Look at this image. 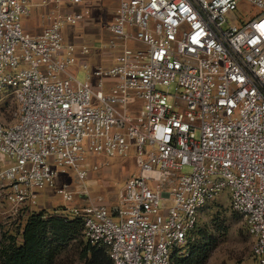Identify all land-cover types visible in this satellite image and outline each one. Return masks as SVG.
I'll use <instances>...</instances> for the list:
<instances>
[{
    "label": "built area",
    "instance_id": "built-area-1",
    "mask_svg": "<svg viewBox=\"0 0 264 264\" xmlns=\"http://www.w3.org/2000/svg\"><path fill=\"white\" fill-rule=\"evenodd\" d=\"M102 1L0 0V105L16 104L0 121L1 224L21 231L52 188L64 205L51 212L79 218L111 264H170L223 192L253 239L252 264H264V0H115L100 45L118 48L115 62L91 69L93 87L69 71L89 69V48L63 30ZM32 11L39 32L21 21ZM130 151L137 173L118 202L90 196L98 161ZM66 168L77 185L59 181Z\"/></svg>",
    "mask_w": 264,
    "mask_h": 264
},
{
    "label": "rangeland",
    "instance_id": "rangeland-1",
    "mask_svg": "<svg viewBox=\"0 0 264 264\" xmlns=\"http://www.w3.org/2000/svg\"><path fill=\"white\" fill-rule=\"evenodd\" d=\"M100 5L95 9L94 18L91 21L78 23L63 30L65 39L71 41L76 48L81 45H86L89 48V53L84 57L89 69L85 70L75 65L69 71L80 81H85L87 75L91 76L90 80L93 87L95 86V78L91 75V69L97 66L111 67L115 62V55L118 50V48L101 49L100 46L110 39L105 27L106 23L112 19L113 13L111 11L115 9L117 3L115 0H103ZM238 11L245 16H250L252 13L250 6L245 3L238 6ZM21 21L26 27L32 28L34 32H39L45 23L40 11H32L29 18H22ZM126 30L128 29L126 28ZM128 46H133L131 41L128 42ZM97 90L95 87L94 92ZM169 92L174 93L173 86ZM4 97L8 98L9 96L6 94ZM15 108L14 100L11 97L6 99L0 105V121H11V113ZM88 161L93 162L91 157H88ZM188 169L186 167L184 170L188 171ZM134 173H137V166L133 151H130L128 157L115 156L100 159L98 168L88 173L86 180L88 194L92 197L101 196L109 205L116 204L118 192L125 179ZM59 181L72 186L78 184L73 171L69 168H66V172L60 176ZM45 190L47 194L44 191L39 195V201L34 210L44 209L45 211L64 205L63 200L55 194L54 189L47 188ZM82 198L76 194V201L82 202ZM199 220L202 232L211 237L213 241V248L204 264H252L251 246L253 239L240 215L231 209L226 193H219L206 208L202 209ZM4 229L9 228L0 222V241L5 235ZM12 230L14 232V229ZM84 243L83 235H79L68 245L60 247L56 259L57 264H84L80 257Z\"/></svg>",
    "mask_w": 264,
    "mask_h": 264
},
{
    "label": "trees",
    "instance_id": "trees-1",
    "mask_svg": "<svg viewBox=\"0 0 264 264\" xmlns=\"http://www.w3.org/2000/svg\"><path fill=\"white\" fill-rule=\"evenodd\" d=\"M199 222L198 219L194 240L185 245L184 253L173 251L170 264L205 263L213 248V241L202 232ZM12 231L3 230L5 235L0 241V264H57L60 247L68 245L79 235L85 239L80 251L84 264H111L106 247L91 244L85 238L79 218L64 219L49 210L32 209L23 220L21 231Z\"/></svg>",
    "mask_w": 264,
    "mask_h": 264
},
{
    "label": "crops",
    "instance_id": "crops-1",
    "mask_svg": "<svg viewBox=\"0 0 264 264\" xmlns=\"http://www.w3.org/2000/svg\"><path fill=\"white\" fill-rule=\"evenodd\" d=\"M113 11H114V10H112L111 12L113 13ZM44 191H46V190H44ZM44 191H42L41 193H43ZM41 193H40V194H41ZM45 194H47V191H46ZM38 201H39V200H38ZM40 202H41V204H42V201H40ZM43 203H44V202H43ZM107 204H108V203H107ZM55 208H57V207H53V208H52L51 210H49V211H52V210L55 209Z\"/></svg>",
    "mask_w": 264,
    "mask_h": 264
}]
</instances>
